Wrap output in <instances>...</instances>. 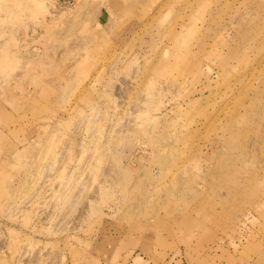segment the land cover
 Listing matches in <instances>:
<instances>
[{"label": "rangeland", "instance_id": "obj_1", "mask_svg": "<svg viewBox=\"0 0 264 264\" xmlns=\"http://www.w3.org/2000/svg\"><path fill=\"white\" fill-rule=\"evenodd\" d=\"M0 264H264V0H0Z\"/></svg>", "mask_w": 264, "mask_h": 264}]
</instances>
